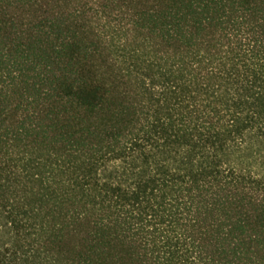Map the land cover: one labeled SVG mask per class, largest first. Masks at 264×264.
Masks as SVG:
<instances>
[{
    "label": "trees",
    "instance_id": "16d2710c",
    "mask_svg": "<svg viewBox=\"0 0 264 264\" xmlns=\"http://www.w3.org/2000/svg\"><path fill=\"white\" fill-rule=\"evenodd\" d=\"M0 264H264V0H0Z\"/></svg>",
    "mask_w": 264,
    "mask_h": 264
}]
</instances>
